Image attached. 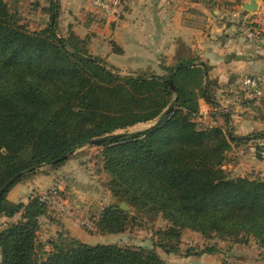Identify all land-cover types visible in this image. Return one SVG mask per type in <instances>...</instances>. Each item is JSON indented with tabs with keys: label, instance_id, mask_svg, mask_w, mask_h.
Returning <instances> with one entry per match:
<instances>
[{
	"label": "trees",
	"instance_id": "1",
	"mask_svg": "<svg viewBox=\"0 0 264 264\" xmlns=\"http://www.w3.org/2000/svg\"><path fill=\"white\" fill-rule=\"evenodd\" d=\"M12 6L0 0V191L22 175L0 198V216L9 219L0 227V264H171L144 247L77 239L52 241L49 251H40V219L50 205L39 194L12 202L8 193L85 145L102 147L110 191L121 202L161 213L169 223L166 236L177 237L185 228L222 238L253 236L264 249V179L224 168L231 143L251 135L234 137L197 121L199 97L215 103L205 85L207 68L182 62L168 77L120 75L90 53L87 38L72 30L60 35V0H49L50 22L36 30ZM153 120L141 131L116 132ZM128 214L110 204L97 226L101 233L123 232ZM157 245L179 251L165 241Z\"/></svg>",
	"mask_w": 264,
	"mask_h": 264
},
{
	"label": "crops",
	"instance_id": "2",
	"mask_svg": "<svg viewBox=\"0 0 264 264\" xmlns=\"http://www.w3.org/2000/svg\"><path fill=\"white\" fill-rule=\"evenodd\" d=\"M249 1L123 0L122 15L109 16L95 8L92 0H60L58 26L61 34L65 28L66 33L72 30L87 38L91 54L126 74L165 75L182 62L207 68L205 85L215 103L199 97L197 121L204 127L221 126L234 137L251 135L249 141L231 143L224 168L234 176L264 179V159L254 142L256 136L264 135V98L252 96L242 83L248 76L264 79V48L249 43L240 29L247 19L264 26V0L258 2L255 12L243 8ZM8 2L18 12L25 11L29 17L36 13L42 19L49 6V0ZM115 56L117 64L112 61ZM44 175L50 174L38 172L19 182L9 191L8 199L28 202L32 194L60 185L59 178H50L51 184L44 188L49 182ZM24 182H28L30 193L16 201L12 193L17 187L20 198L18 188L22 189ZM2 217L0 227L9 220Z\"/></svg>",
	"mask_w": 264,
	"mask_h": 264
},
{
	"label": "rangeland",
	"instance_id": "3",
	"mask_svg": "<svg viewBox=\"0 0 264 264\" xmlns=\"http://www.w3.org/2000/svg\"><path fill=\"white\" fill-rule=\"evenodd\" d=\"M18 13L21 21L29 25L32 30L41 29L50 22L48 13L43 19L38 18L36 13L31 17L25 11ZM57 28L60 33L58 20ZM63 32L60 35L66 33L65 28ZM116 58L118 57L115 56L112 61L117 64L119 61ZM110 68L117 74L127 75L121 69ZM165 76L168 77L169 72ZM155 122L156 120L141 122L116 132L141 131L153 126ZM101 149L99 145H85L70 153L67 160L59 167L54 168L48 165L40 167V172L50 174L44 175L49 181L44 188L51 184L50 178L60 179L58 183L60 185L56 187L58 198L64 207L63 209L49 204L48 211L40 219L38 242L45 246L40 250L41 252L44 249L49 251L52 248V241L60 239L64 242L77 239L89 244L112 243L135 248L144 247L154 250L164 262L171 264H264V249L259 246L257 239L253 236L222 238L215 233L203 235L186 228L182 229L177 237L166 236L165 232L169 223L161 213L150 209H138L125 201L121 202L120 198L110 191L108 186L110 176L103 169ZM22 186V189L18 188L20 198L16 195L17 187L12 193L16 201L27 197L30 193L28 182H24ZM122 203L128 206L123 209L129 211L126 229L119 233H101L97 226L100 212L110 204L121 205ZM2 218L0 216V223ZM162 241H165L168 247H177L179 251H166L165 248L157 245ZM209 247H215L217 251L186 255L187 250L197 252Z\"/></svg>",
	"mask_w": 264,
	"mask_h": 264
},
{
	"label": "built area",
	"instance_id": "4",
	"mask_svg": "<svg viewBox=\"0 0 264 264\" xmlns=\"http://www.w3.org/2000/svg\"><path fill=\"white\" fill-rule=\"evenodd\" d=\"M234 4L236 0H225ZM92 5L99 8L109 16H120L123 12V0H92ZM246 40L249 43L259 45L264 48V26L253 19H247L240 26ZM243 85L251 91L252 96L257 98H264V79L258 76H248L242 81ZM258 144V152L264 159V135L254 142ZM41 200L47 202L54 207H61L64 209L63 204L58 198V188L53 186L49 191L40 194ZM63 211V210H62Z\"/></svg>",
	"mask_w": 264,
	"mask_h": 264
},
{
	"label": "water",
	"instance_id": "5",
	"mask_svg": "<svg viewBox=\"0 0 264 264\" xmlns=\"http://www.w3.org/2000/svg\"><path fill=\"white\" fill-rule=\"evenodd\" d=\"M260 0H250L249 2H245L244 4H243V8L246 10V11H249V12H255V11H257V9H258V2H259ZM170 84H171V86H172V88H174V85H173V82L172 81H170ZM68 156H69V154L68 155H65V156H62L61 158H59V159H57V160H55V163H58V162H60V161H64L65 159H67L68 158ZM22 175V173L21 174H18V175H16V176H14L13 178H11L4 186H3V188L1 189V191H0V198H1V196L3 195V193L20 177ZM121 208H128V206L126 205V203H122L121 204Z\"/></svg>",
	"mask_w": 264,
	"mask_h": 264
}]
</instances>
